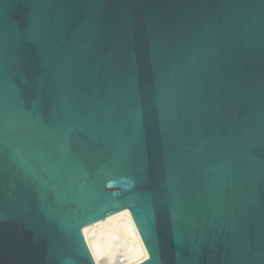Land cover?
Masks as SVG:
<instances>
[{
    "label": "water",
    "instance_id": "water-1",
    "mask_svg": "<svg viewBox=\"0 0 264 264\" xmlns=\"http://www.w3.org/2000/svg\"><path fill=\"white\" fill-rule=\"evenodd\" d=\"M0 264H264V0H0Z\"/></svg>",
    "mask_w": 264,
    "mask_h": 264
}]
</instances>
